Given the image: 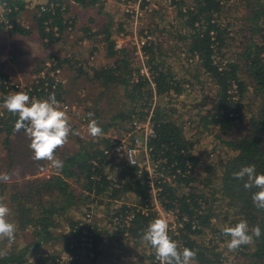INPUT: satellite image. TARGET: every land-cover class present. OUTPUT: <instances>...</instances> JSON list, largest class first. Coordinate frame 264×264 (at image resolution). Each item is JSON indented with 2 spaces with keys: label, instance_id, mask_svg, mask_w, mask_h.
Returning <instances> with one entry per match:
<instances>
[{
  "label": "trees",
  "instance_id": "16d2710c",
  "mask_svg": "<svg viewBox=\"0 0 264 264\" xmlns=\"http://www.w3.org/2000/svg\"><path fill=\"white\" fill-rule=\"evenodd\" d=\"M98 1L100 0H49L45 10L42 11L39 7L35 20L45 45L48 46L60 39L56 32L62 33L69 27L71 29L75 27L76 17L71 13L72 3L88 7L97 4ZM230 1L190 0L186 4L181 0L178 2L176 12L183 26L190 28V32L184 34L187 38L188 53L198 60L199 70L207 73L215 85L214 98L210 100L205 95L204 99L208 100V104L211 102V106L207 107L202 115L203 118L201 117L205 126L208 123L219 124L221 129L227 132L236 119L240 120L239 123L243 122L241 100L246 94L251 92L257 101V111L250 118V125L244 128L246 133L236 141L227 142L228 146L236 150V154L228 157L224 163L219 191L206 194L193 185L199 157L194 152V142L185 135L184 122H179L172 118L168 111L152 105L154 95L161 97L171 92L181 94L185 87L183 82L176 79L171 67L166 66L164 59L157 55L162 53L159 51L158 42L148 40L143 46L145 53L150 55L151 66H148V69L155 84L154 88L149 78L140 72V67L134 68V59L125 56L127 54L125 49L114 50L115 43L110 44V55L115 58L118 55L122 58L115 59L108 66L94 68L93 79L108 90L112 87H122L125 106L130 108L120 112L116 110L107 124L101 123L100 117H97L104 132L115 125V120L119 119L121 122L128 120L130 124L135 120L145 119L149 114L147 111L153 109L151 121L155 135L150 141V156L161 174L158 180L162 188V204L167 209L175 210L182 223L177 229L179 235H170V238L178 243L180 250L183 247L194 250L197 253L195 261L199 264H223L222 252L215 250L214 247L207 248L198 244L195 236L203 234L205 228H208L212 233L210 243L224 242L230 237L223 234V229L246 220L249 234L255 226L260 227L262 234L259 238L253 237L251 244L242 245L236 251L244 256L243 264H264V209H258L252 201L253 193L259 189L255 187L245 189L246 177L237 179L233 175L248 165H254L257 174H264L262 134L264 132V1L241 0L242 4L247 5L241 18L243 25L234 32L236 34L242 32L239 40H235V36L230 35L229 27L224 25L219 17ZM0 4L3 5V15L6 20L1 21L0 26L4 28L8 26L10 34H30L31 29L24 26L19 17L24 7L23 0H0ZM84 30L87 36H94L96 33L90 32V26ZM105 30H108L109 35V27ZM218 56L220 59H217ZM62 64L63 61L57 59L54 67L62 68ZM45 68V65H40L34 73L39 74ZM65 84L53 87L39 80L38 83L32 84L34 89L29 94L43 100L54 92L58 102H68L64 95ZM38 87L42 89L39 90ZM140 104L148 107V110L139 113ZM3 111L4 113L0 112V133L5 132L7 136H11L15 132L14 125L18 115L8 112L7 109ZM89 118L87 115L84 121L89 122ZM70 124H72L71 120ZM72 126L73 130L79 131V124L73 123ZM128 126L124 127L128 128ZM123 130L121 128V133ZM74 136L82 146L78 150L66 152L58 148L54 155L61 156L59 159L63 161V167L56 169L53 174L47 177L26 178L28 175L38 174L48 164L47 160L36 161L32 150L28 149L26 156L31 157V160L26 162L25 169L18 173L21 178H25L24 183L19 185L18 181L14 182L10 186L11 189H8L9 184L0 181V201L9 207L8 220L16 225L14 239L18 237L24 239L20 250L17 249L20 244H16L15 241L7 250L5 246L8 239L0 238V264H28V257L25 255L31 251L36 252L34 264H87V262L94 264L106 253L104 245L108 242V238L113 239L112 235L127 238L124 233L127 231L133 240L142 242L143 232L154 216L148 200L151 186L146 178L147 170L129 165L122 160V157L115 162L112 154L106 155L103 146L108 147L111 142V138L107 135ZM11 141L12 139L8 138L5 143L6 148L9 149L8 160L2 158L7 168L4 173H8L10 179L20 169L17 164L19 162H17L16 149L13 144L11 145ZM94 160L99 162V166L94 164ZM19 164L23 165L24 162ZM113 164L120 170H126L128 177L107 174L105 165ZM94 176L96 177L93 178ZM72 181L82 188L81 191L71 185ZM216 192L217 196H215ZM85 193L87 198L94 196L93 198L99 201V205L113 212L111 221L114 224L116 217L124 221L128 214H132L130 224L126 225L122 221L125 227L116 225L117 229L110 235L108 224L102 228L94 222L87 227L73 216L67 215L62 218L74 204L85 202ZM3 196L6 197L1 200ZM133 196L137 198V203H133L134 207L130 200ZM219 201L226 208L220 214L215 212L214 207ZM222 214L224 217L221 221L224 224L221 227L214 225L213 220ZM107 216L108 214L105 218ZM62 221L67 224L66 229L62 228ZM86 229L87 233H84ZM52 241L62 242V249L45 250L46 244ZM150 250V254L145 255V258L142 257V263L159 264L155 250L151 248ZM63 251L66 257L62 258ZM65 258H68V261H62Z\"/></svg>",
  "mask_w": 264,
  "mask_h": 264
},
{
  "label": "rangeland",
  "instance_id": "374dc122",
  "mask_svg": "<svg viewBox=\"0 0 264 264\" xmlns=\"http://www.w3.org/2000/svg\"><path fill=\"white\" fill-rule=\"evenodd\" d=\"M113 1L115 2V0ZM179 1L181 0H141V2H139V0H131V3L123 4L122 7H117L116 3L112 8L107 7V11H111L109 13H114V19L109 17L108 19H102L103 17L100 18V16L97 19V24L99 26L107 25L106 21H108V27L110 29L109 35L108 31L101 29L98 32L99 27L95 29V36L97 38L93 35L87 36L86 32H81L82 30L80 31L79 28L66 29V37L63 36L64 33L58 34L60 37L59 40L63 39L62 43L58 42L59 40L54 42L58 43L53 47V51H49L43 47L41 52H37L38 55H41L40 58H35L34 61H29V63L34 64L35 66L33 67L37 68L41 64L56 63L57 59L63 61L62 75L67 83L65 85L64 95L66 100L75 106V109L71 112H67V115L72 124L80 125L78 129L81 135L84 134V136H90L87 131V125L89 122L84 121L89 113L94 114L89 120L96 119L98 121V117H100L99 119H101V123L107 124L116 110L120 112L123 109L128 110L130 108V106H125L126 100L124 99V91L122 87H112L108 90V88L101 86L100 82L93 79L94 68L108 66V64L111 62L113 63L115 59L122 58L118 55L116 58L110 55V44L112 45V42L115 43L113 47L114 50L118 48L125 49V53H127H124L125 56L127 58H133L134 68L137 69L140 67L141 72L143 64L151 66L149 62L150 55L145 53L142 41H145L146 43L148 40H151V42H158L160 44L159 51L162 53L157 55L164 59L166 66L171 67L176 79L183 82L185 87H183L181 94L171 92L170 94H165L161 97L154 95L152 105H157L159 109L168 111L172 118L177 119L179 122H184L185 135L188 139L194 142V152L199 157V165L195 170L197 173V175H195L196 180L193 185L204 193L209 194L217 190L219 191L220 178L224 170V163L228 157L236 154V150L228 146L227 142L231 140L236 141L240 136L246 133L244 128L247 127V125H250L249 120L257 111V101L254 99L251 92L246 94V97L241 100L243 122L239 123L240 120L236 119L233 125L228 128L227 132L223 131L219 124L213 125L208 123L205 126V122L201 117L203 113L206 112L207 107H209V105L211 106V102L208 104V100L206 99V102L204 99L205 95H207L210 100L214 98L216 92L215 85L207 73H203L202 70H199L198 60L188 53V45L186 43L187 38L184 34L189 33L190 28L187 26L184 27L181 20L176 16ZM183 1L188 4L190 0ZM97 4V7H100V3ZM112 4L114 3L112 2ZM246 5V3L242 4L241 0H231L219 15L220 21L229 27L228 30L230 31V35H234L235 40L241 39L242 36V32H239L238 34L234 32L238 31L241 25H243L241 18L246 10ZM1 21H6L3 11L0 13V23ZM87 25L88 19L85 18L82 27H86ZM94 26L95 25H93V27ZM1 28L4 27L0 26V29ZM81 33L84 35V38L80 37ZM95 39L98 40L97 45L94 44ZM36 47H38V44H36ZM234 49L235 51H238L237 48ZM52 52L53 55H50ZM46 53L48 54L46 55ZM217 59H220V56H218ZM0 72L7 74L10 73L15 79H20L15 73L8 72L3 68H0ZM24 82H31V77L27 81L24 80ZM235 94L236 91L234 92V95ZM3 97V93L0 92V109H6L3 107ZM235 97L234 99L237 100ZM138 106L140 108L138 110L139 113L140 111L145 112L148 110V107L146 108L141 104ZM151 110L152 108L147 112L150 113ZM114 123L115 125L111 126L107 131H104L102 135L110 136L109 134H111L119 136L121 128L125 129V127L129 125L128 120L121 122L118 119L115 120ZM121 124H124L125 127L120 126ZM262 134L264 141V132ZM8 138L12 139L11 145L13 144V147L16 149V155L18 157L17 162H24L23 165L17 163L18 166H20V169H18V172L6 182L9 184V186H7L8 189H11L10 186L14 182L18 181L19 185H21L25 181V178H21L18 173L23 171L27 166L25 163L31 160V157L29 158L26 156L28 154V149H30V142L27 141H30V139L24 129H21L20 132L15 131L11 136H7L5 132L0 133V173H4L7 169L2 158L7 161L9 157V149L6 148L5 144ZM77 140V137L70 134L67 143L58 150L62 152L78 150L82 145H80ZM56 157L59 158L61 156L56 155ZM105 169L106 173L109 175L113 174L115 177H122L123 175L128 177L126 170H120L115 164L111 166L105 165ZM55 170L56 168L52 167L51 162L48 161L46 168L43 171L41 170L37 175L48 176L53 174ZM32 177L35 176L28 175L26 178ZM157 177L160 179V172H158ZM71 185L77 187L79 191L82 189L75 184V181H72ZM86 195L87 194L85 193V196ZM217 195L218 193L215 196ZM5 197L3 196L1 200L5 199ZM93 197L94 196L87 198L86 196L85 202L82 201L78 202L76 205L74 204L62 218H65L68 215L69 217L73 216L81 221L88 210L91 209V211H94L97 207H103L99 205V201ZM130 200L134 204L137 203V198L135 196L130 198ZM148 200L150 201V197ZM149 203L154 215L151 218L150 223L156 218H164L169 225V236L171 234L175 236L176 234L179 235L177 229L182 224H179L181 222L177 213L169 212L170 209H167L164 204H162V206L166 209L167 213H161L155 203H152L151 201ZM95 204L97 205L94 208L93 206ZM214 207L215 212L218 214L223 210H226V208L221 205L220 201L216 202ZM98 214L100 213L95 210V217H98ZM223 217V214L222 216L216 217L212 223L221 227L224 224L221 221V219L223 220ZM96 221L97 220L95 219V222ZM109 221L111 233L117 229L116 225H123L121 220H118V224L116 225L114 222H111V220ZM107 224L106 218H104L101 227L104 228ZM62 228H67V224L64 221H62ZM124 233L127 232L124 231ZM211 236L212 233L209 232L208 228H205L204 233L196 235L195 239L198 244H202L204 247H214L215 250L222 252L223 264H243V262H245L244 256L241 253H238L236 250L230 251L228 249L227 242L230 238L224 242L215 241L210 243L209 239ZM118 237L119 236H116L115 239L112 240L113 242L110 243L109 249L108 242L105 243L104 247L106 248V253L100 257L101 260L96 261L94 264H144L142 263V257L145 258V255L151 251L150 248L154 250L151 245L145 241L137 242L136 240H133L129 233L127 238ZM23 240L24 239L21 237H18L11 242L8 240L5 247L9 250V247L15 241L16 244H20L17 248L20 250L24 244H22ZM61 243L62 242L59 241L49 242L46 244L45 250L59 251L63 247ZM61 254L62 258L63 256L66 257L64 251ZM35 256V251L26 253L25 257H28V264H34ZM240 258L242 260H240ZM62 261H68V258L63 259ZM146 262L148 263L147 260ZM87 264H90V262H87ZM195 264L199 263L195 261Z\"/></svg>",
  "mask_w": 264,
  "mask_h": 264
},
{
  "label": "clouds",
  "instance_id": "9594fccd",
  "mask_svg": "<svg viewBox=\"0 0 264 264\" xmlns=\"http://www.w3.org/2000/svg\"><path fill=\"white\" fill-rule=\"evenodd\" d=\"M3 107L8 112L18 115L14 128L16 132L24 129L30 139L29 147L36 161L47 160L52 167L61 169L63 161L57 158L55 151L67 143L68 137L80 135L79 131L72 129L70 119L65 110H61L55 93H50L47 99L31 98L25 92H16L5 97ZM89 117L94 114L89 113ZM88 134L92 137L101 136L103 133L96 119H90L87 125ZM234 177L244 179L245 189L253 187L259 191L253 193L252 201L258 209H264V174H257L254 165L244 166L235 172ZM10 175L0 173V181L8 182ZM9 207L0 201V238L14 240L16 225L8 220ZM168 222L164 218L153 220L143 232L142 241L147 242L155 250V257L159 264H195L197 253L187 247L180 250L178 243L168 234ZM223 234L229 236L227 247L235 251L242 245L251 244L253 237L261 236V229L255 226L249 234V226L246 220H241L235 226L225 227Z\"/></svg>",
  "mask_w": 264,
  "mask_h": 264
},
{
  "label": "built area",
  "instance_id": "2783aa9c",
  "mask_svg": "<svg viewBox=\"0 0 264 264\" xmlns=\"http://www.w3.org/2000/svg\"><path fill=\"white\" fill-rule=\"evenodd\" d=\"M123 2H127L128 0H121ZM141 2V0H139ZM46 5H43L41 7V10H45ZM68 29H71L70 27ZM59 33L56 32V35ZM143 42V46L146 43ZM13 57L11 55H8V59H12ZM57 63V62H56ZM56 63H45L46 70L43 69V71L39 74L34 75V79L31 82H24L22 79H15L10 73H2L0 74V92L3 93L5 97L8 95L14 94L16 92H25L29 95L30 99L35 98L34 96H31L29 93L33 91L34 87L32 84L34 82L38 83L39 80L44 82L46 85H52L53 87L60 86V84H65L66 80L63 78L62 75V68L57 66ZM1 73V72H0ZM141 73L145 74L149 80L151 81V84L153 88L155 87V84L150 76L148 66L145 64L142 65ZM39 79V80H38ZM37 89L41 90L42 87H38ZM59 107L61 110H65L66 112H71L75 109V106L73 104H70L69 102L60 101ZM2 113H4L3 110L0 109ZM153 115V109L150 111L148 116L140 121H133L129 124L128 128H125L122 133L119 134V136L111 135L109 134V138H111V142L108 147L103 146L104 153L106 155L112 154L115 158V162H118L117 160H120L122 157V160L128 163L129 165L133 166H139L147 170L148 174L146 178L148 179V183L151 186L150 189V201L152 203H155L158 210L162 212H166V209L162 206V199H161V190L162 188L159 186L160 181L158 180L157 174V165L152 162L151 156H150V141L151 138L155 135L154 132V126L151 121V116ZM109 158V156H108ZM117 159V160H116ZM94 164H98L99 162L97 160H94ZM142 169L139 170L141 172ZM94 176L93 178H95ZM97 204H95L93 207L95 208ZM162 206V207H161ZM88 210L86 212V215H84V218L81 219V224L87 227H90L95 222V212ZM169 212L175 213V210L170 209ZM167 213V212H166ZM177 213V212H176ZM178 215V213H177ZM132 214H128L126 218L121 219L126 225L130 224V219L132 218ZM118 217L115 219V223L118 224ZM115 224V225H116ZM180 225L182 223H179ZM88 229V228H87ZM87 229L84 233H87ZM127 232V231H126ZM125 235L128 237V232L125 233ZM93 255V254H92Z\"/></svg>",
  "mask_w": 264,
  "mask_h": 264
},
{
  "label": "crops",
  "instance_id": "0c3cea01",
  "mask_svg": "<svg viewBox=\"0 0 264 264\" xmlns=\"http://www.w3.org/2000/svg\"><path fill=\"white\" fill-rule=\"evenodd\" d=\"M48 2L49 0H23L24 7L22 8L20 12L19 17H20L21 23L27 28L31 29L30 34L28 35H23L19 33L10 34L8 30V26L6 28L0 29V68H3L4 70L8 72L15 73L16 75L19 76L20 79L25 80V81L29 80L30 77L31 79H33L35 75L34 72H36L35 69L38 68V67L34 68L33 66L35 65L29 63V61H34L35 58H38V57L40 58L41 55H38L37 52H41L43 50V47L49 51H53V47L58 42H61V43L63 42V39H62V40H59L57 43L53 42L49 44L48 46H46L44 39L41 38L38 25L35 20V15L37 14L39 7L47 4ZM112 2L114 4H112ZM97 3H100V7L99 6L97 7L98 4H95L93 6L83 7L81 5L72 3L71 13L76 17L74 29L79 28L80 31L82 30L81 32H83L85 31L84 28H87L88 26H90L91 27L90 32L92 34L96 32L95 29H97V27H99L98 32L100 31V29L106 31L105 29L108 27V21H106L107 25L99 26L97 24L98 17L99 16L100 18L103 17L102 19L104 18L108 19V17L111 19L112 18L114 19V16H115L114 13H109L111 11L108 12L107 7L112 8L115 6L116 3H117L116 4L117 7H120V6L122 7L123 4L131 3V0H128L127 2H123L121 0H117V1L115 0V2L113 0H100ZM2 11H3V5L0 4V13H2ZM85 18L88 19V25L86 27H82V24L84 23ZM93 25L95 26L93 27ZM65 31L66 30L62 32L64 33L63 34L64 37H66ZM83 36L84 35L81 33L80 37H83ZM36 44H38V47H36ZM94 44L95 45L98 44L97 39H95ZM47 54L48 53H46V55ZM8 55H11L13 58L8 59ZM50 55H53V52L50 53ZM41 65H44V64H41ZM40 172H38V174ZM34 176H40V175L36 174ZM132 206L134 207L133 203H132ZM97 208H96V211L100 213L98 214V217H95L97 220L96 221L97 224L101 226L103 219L105 218V215L108 214V216L106 217V221L108 223V233H110L111 235L112 233L110 229L109 220H111V216L113 212L110 211L109 209L107 211L103 207H97ZM112 238L113 239L108 238V249H109L110 243L113 242L112 240H114L115 236L112 235ZM99 260L101 259L99 258L97 261Z\"/></svg>",
  "mask_w": 264,
  "mask_h": 264
}]
</instances>
